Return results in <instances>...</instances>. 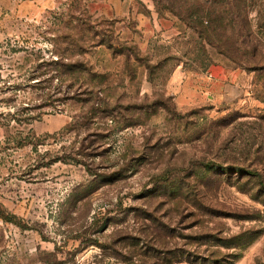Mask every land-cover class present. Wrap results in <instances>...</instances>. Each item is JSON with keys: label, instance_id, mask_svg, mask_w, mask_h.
I'll list each match as a JSON object with an SVG mask.
<instances>
[{"label": "rangeland", "instance_id": "rangeland-1", "mask_svg": "<svg viewBox=\"0 0 264 264\" xmlns=\"http://www.w3.org/2000/svg\"><path fill=\"white\" fill-rule=\"evenodd\" d=\"M217 1L4 0L0 264L161 262L128 244L163 251L160 230L135 215L143 205L176 229L165 250L187 255L174 264H264V82L236 63L229 19L213 32ZM261 2L247 0L253 31ZM111 39L114 52L98 46ZM81 57L112 75L118 118L133 126L98 129L100 114L68 127L78 107L60 111L67 83L55 70ZM160 174L201 200L177 215L163 189L143 198Z\"/></svg>", "mask_w": 264, "mask_h": 264}, {"label": "trees", "instance_id": "trees-1", "mask_svg": "<svg viewBox=\"0 0 264 264\" xmlns=\"http://www.w3.org/2000/svg\"><path fill=\"white\" fill-rule=\"evenodd\" d=\"M259 1H262V5L260 7L261 10L257 12V31L252 30L253 27L247 20V0H218L215 3L213 10L207 14H209V17L213 19V32H216V28L220 25V23L229 19L228 23L232 28H234V33L237 37L235 38L236 43L238 44V48L235 50L238 57V62L236 63L245 70L258 75L264 82V0ZM98 46L113 52L115 49V46L112 44V39L110 43H107L106 41L98 42ZM224 55H226V53H224ZM127 61L129 60L127 59ZM58 65L59 66L55 70V73L60 75L61 78H64L63 82L67 83V88L63 93V98L57 100L59 103L63 104L60 111H66L69 109L70 103H73V105L78 107L77 110L73 112L74 114L72 116L71 123L68 126L69 128L79 129L86 121L100 114H104L105 121H103V125H98V129L111 130L106 126L108 122H111L116 129H126L133 126V123L130 118H127V116L123 115L122 120L118 118V113L124 98L120 95V86L118 87L116 83H110L112 75L108 71H104L99 67L90 64L82 57L76 62H72V60L70 62L68 60L66 63ZM128 77H130V74H128ZM20 85H15V89H17ZM168 100L170 101L169 98ZM125 108L126 111H129L131 106ZM31 119L35 122L40 120V116ZM97 137L103 138L104 136L98 134ZM126 170H128V164H123V166L120 167L119 172H125ZM235 173L238 174L239 177H243L245 175L256 179L259 177L256 172L241 168H237ZM152 183L153 188H151L149 192L143 194L142 197L149 200H155L157 192L163 189L164 195L162 196V199L164 200H161V203L168 204L169 206L175 205L176 208L174 211L177 215L179 213L181 214V212L178 211L179 207L183 203H190L189 200H192L190 197H193L192 203L194 207L195 204L199 202V195L195 196V193L190 192L192 195L194 194V196H189V191H185V180L181 177L160 174L158 175L157 181ZM189 186L192 185L189 183ZM142 207L143 208L141 209L136 208L134 210L135 215L142 219L144 217H148L145 220L151 221L155 228L160 230L159 233H155V236L153 234V239H155L156 242L158 240L160 241V247L163 248V251L159 252L153 248V240L150 242H141L140 238H133V235H130L127 240L132 251L133 247L138 251L143 250V254H138V256L141 255L144 257H146L149 252L156 253L154 256H149L150 258L154 257L155 259L161 261L156 264H174V261L186 257L187 254L184 252L183 254L181 252L175 253L171 250H165V246H168V239L172 237L176 238L175 234H173L176 229L172 227V224L169 221L165 222L159 218L153 209L144 207V205ZM144 226L147 227L146 225ZM143 231L146 230L143 228ZM152 232H154V229ZM184 238L186 239L187 236ZM188 238L190 240L193 239L192 241L194 244L197 243L196 238L193 236H188ZM194 255L195 257L197 256L196 253ZM128 262H130V264L133 263V255ZM140 262L145 263L144 260H140Z\"/></svg>", "mask_w": 264, "mask_h": 264}, {"label": "crops", "instance_id": "crops-1", "mask_svg": "<svg viewBox=\"0 0 264 264\" xmlns=\"http://www.w3.org/2000/svg\"><path fill=\"white\" fill-rule=\"evenodd\" d=\"M2 5H4V0H0V15H1Z\"/></svg>", "mask_w": 264, "mask_h": 264}]
</instances>
